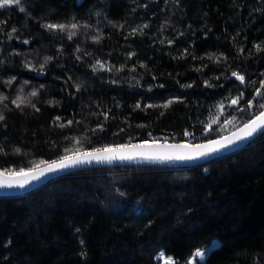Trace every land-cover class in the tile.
<instances>
[{
	"label": "trees",
	"instance_id": "trees-1",
	"mask_svg": "<svg viewBox=\"0 0 264 264\" xmlns=\"http://www.w3.org/2000/svg\"><path fill=\"white\" fill-rule=\"evenodd\" d=\"M21 4L0 9L2 170L203 142L264 110V0ZM215 238L198 264H264V133L196 165L88 168L0 195V264H161L160 250L188 264Z\"/></svg>",
	"mask_w": 264,
	"mask_h": 264
},
{
	"label": "snow or ice",
	"instance_id": "snow-or-ice-1",
	"mask_svg": "<svg viewBox=\"0 0 264 264\" xmlns=\"http://www.w3.org/2000/svg\"><path fill=\"white\" fill-rule=\"evenodd\" d=\"M19 6V10L23 12L25 9L21 4V0H0V9L5 8L6 6ZM48 29H60L63 31L66 25H55L48 24L45 25ZM71 28H76L77 25L75 23L70 25ZM14 32L15 29L13 28ZM74 33H70L68 38L71 39ZM27 43V41H25ZM257 50H260V46H255ZM50 57L45 58V62H47ZM99 63V62H97ZM43 66H41L42 68ZM103 67V65H101ZM232 75L236 77L241 83L244 82L243 75H240L236 72H233ZM264 83V82H262ZM31 95H36L35 92L31 93ZM256 95L259 96L261 93L257 90ZM7 99L2 94H0V101ZM239 97L232 100L233 104H237L239 102ZM19 101V103H17ZM13 103H16L19 107L20 103H23L22 98L18 97L17 100H14ZM171 103V101L169 102ZM249 107H251V101L249 102ZM260 107L264 109V104H261ZM4 119L3 115H0V121ZM59 120V117H57ZM72 121H68V124H71ZM65 125L61 124L60 127H64ZM258 129H264V112H261L256 119L251 122L245 124L243 129H240V133H233L231 138H224L218 140H210L207 144H197V145H187V144H172L169 145L167 143L163 145H158L153 143L149 145L147 142L129 147L128 145H117L110 146L106 145L101 148H95L91 151L79 152L76 150L72 154L64 155L60 157L58 160H53L51 162L47 161H39L34 164L32 167L27 169L20 168L18 171L15 169H4L0 170V188H24L26 184L31 183L32 180H38L41 176L45 175L46 172H55L59 169H66L70 166L80 165L83 163H92L96 162H112L114 160H133L137 155L144 156L146 159H155V160H192L196 159L200 156H207L210 153L217 152L221 148H226L231 144H234L237 140H242L245 137L251 136ZM185 135H189V133L185 132ZM76 143H79L77 140ZM2 151V149H0ZM16 151H19L17 149ZM41 165H46V167H41ZM19 177V178H17ZM122 195V194H121ZM82 243V241H81ZM206 253L204 250L197 249L195 252V256L203 259ZM163 257V253L160 254ZM164 264H175L172 258H166L164 260Z\"/></svg>",
	"mask_w": 264,
	"mask_h": 264
},
{
	"label": "water",
	"instance_id": "water-1",
	"mask_svg": "<svg viewBox=\"0 0 264 264\" xmlns=\"http://www.w3.org/2000/svg\"><path fill=\"white\" fill-rule=\"evenodd\" d=\"M261 112H264L262 110ZM260 112V113H261ZM259 113V114H260ZM257 114L255 117L247 121L246 123L240 125L236 129L228 132L225 135H222L220 137H217L215 139L211 140H218V139H224L226 137L231 138L233 136V133H240V129H243L245 124L251 122L252 120L256 119V117L259 115ZM264 133V129H258L255 131L251 136L245 137L242 140L235 141L234 144L229 145L226 148H221L217 152L210 153L207 156H200L196 159L192 160H155V159H146L144 156L137 155L135 159L133 160H114L112 162L102 161V162H96L93 161L92 163H83L80 165L70 166L66 169H59L55 172H46L45 175L41 176L38 180H32L31 183L26 184L24 188H0V195H19L27 193L40 185L44 184L48 180L71 173L74 171L84 170L88 168H95V167H104V166H119V165H140V166H190V165H196L200 163H204L207 161H210L212 159L230 154L236 150H239L246 145H248L250 142H252L254 139H256L258 136ZM210 140L203 141V142H197V143H190V142H174V141H156V140H144V141H133V142H127L120 145H128L129 147L140 145L145 142H147L149 145H152L153 143L158 145H163L165 143L172 145V144H187V145H197V144H207ZM117 146V145H116ZM91 151V150H89ZM41 167H46V165H41ZM2 170V169H0ZM19 178V177H17Z\"/></svg>",
	"mask_w": 264,
	"mask_h": 264
},
{
	"label": "rangeland",
	"instance_id": "rangeland-1",
	"mask_svg": "<svg viewBox=\"0 0 264 264\" xmlns=\"http://www.w3.org/2000/svg\"><path fill=\"white\" fill-rule=\"evenodd\" d=\"M218 243H219V239H218V238H215V239L212 240V242H211L207 247H205V248H201V249H200V250H204L205 253H206V255H205V257H204L203 259H201L200 257L195 256V252H196V250H197V249H196V250L194 251L193 255L191 256V258H190L188 264H198V262H200V261H204L205 258H206V256H207L208 253L210 252V250H211L213 247H215ZM161 253H163V257L160 256ZM156 255H157V258H160V260H161V264H164V260H165L166 258H169V257L172 258V260L175 262V264H177V262H176V260H175V258H174L173 256L165 254L164 251H162V250L158 251Z\"/></svg>",
	"mask_w": 264,
	"mask_h": 264
},
{
	"label": "built area",
	"instance_id": "built-area-1",
	"mask_svg": "<svg viewBox=\"0 0 264 264\" xmlns=\"http://www.w3.org/2000/svg\"><path fill=\"white\" fill-rule=\"evenodd\" d=\"M187 139H188V140H191L192 138H191L190 136H187Z\"/></svg>",
	"mask_w": 264,
	"mask_h": 264
}]
</instances>
